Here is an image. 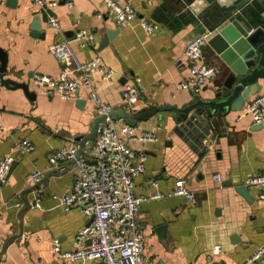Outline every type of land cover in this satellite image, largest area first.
<instances>
[{
  "label": "crops",
  "instance_id": "obj_1",
  "mask_svg": "<svg viewBox=\"0 0 264 264\" xmlns=\"http://www.w3.org/2000/svg\"><path fill=\"white\" fill-rule=\"evenodd\" d=\"M120 1L132 4L138 12L137 18L123 26L106 14L104 0H58L54 11L64 36L49 25L33 0H0V47L8 56L5 77L29 84L26 91L0 78V160L14 150L19 139L28 137L35 144L33 151L17 156L6 182L0 184V202H5L0 210V264H103L95 258L67 260L54 249L55 240L62 250L72 249L76 234L91 218L76 207L66 209L55 197L72 190L76 161L50 166L49 153L72 138L90 136L100 118L87 87L81 88L77 98L65 99L57 93L47 94L33 78L38 73L60 76L63 62L51 45L65 39L79 59L100 54L113 70L111 79L96 73L93 81L114 109L123 107L133 113L144 107L158 108L140 120L136 129L139 133L154 131L159 140L129 142L135 151L147 154L146 170L136 177L134 186L137 194L148 197L137 218L145 233L147 263L238 264L264 243L261 188L249 186L252 201L237 191V186L246 185L247 177L264 173V124H255L242 110L217 115L215 128L204 139L205 148L197 152L194 139L166 109L182 107L196 94L179 86L192 63L185 53L189 41L204 31H211L212 37L234 19L252 29L264 28V0H214L200 12L193 6L197 0ZM99 12H104L103 17ZM37 15L43 36L33 33ZM141 19L157 22L160 28L150 32L142 27ZM79 29L95 34L86 47L75 39ZM108 30L116 33L102 44ZM203 55L206 63L221 68L200 93L211 97L212 88L230 70L209 41ZM137 77L141 78L140 101L130 108L122 92ZM259 82L260 90L252 97L264 93V77ZM115 121L119 129L127 123L121 118ZM35 170L44 172L37 182L31 180ZM216 172L222 182L214 178ZM178 179L193 191L194 199L169 194ZM156 191L164 196L151 198ZM218 244L221 252L214 254ZM252 264H264V259Z\"/></svg>",
  "mask_w": 264,
  "mask_h": 264
},
{
  "label": "built area",
  "instance_id": "obj_2",
  "mask_svg": "<svg viewBox=\"0 0 264 264\" xmlns=\"http://www.w3.org/2000/svg\"><path fill=\"white\" fill-rule=\"evenodd\" d=\"M33 1L46 14L49 25L65 36L60 19L54 11L58 0ZM104 4L106 14L114 16L122 26L138 17L137 10L128 2L104 0ZM103 14L104 12H99L98 16L103 17ZM140 23L150 32H156L160 28L157 22L141 19ZM211 35V31H204L187 44L185 53L192 63L188 76L179 83L180 88L199 94L210 78L221 72L220 66L204 61L203 48ZM75 39L81 47H86L95 39V34L88 29H79ZM65 40L51 45L54 54L63 62L60 76L52 78L38 73L33 77L35 82L43 86L47 94L57 93L65 99L77 98L81 88L87 87L97 113L105 116V119L94 140L72 138L67 145L49 153L50 166L60 163L63 165L68 160L76 161V179L72 190L55 197L66 209L76 207L91 218L76 234L72 249L62 250L57 240L54 249L64 259L72 261L95 258L103 264H148L144 257L145 233L137 219L141 204L148 197L137 194L134 190L136 177L146 170L147 154L144 151H135L129 142L131 139L157 141L159 137L154 131L139 133L136 126L128 123L121 129L118 128L115 119L110 115L114 106L102 98L93 81L96 73L104 79H111L113 70L104 63L100 54L87 60L79 59L70 45V40ZM75 73L78 76L72 77ZM140 82L141 78L137 77L123 89V102L130 108H135L140 101ZM242 112L250 115L255 124H264V93L250 98ZM2 115L3 108L0 106V119ZM34 149V142L28 137L16 141L14 150L0 160V184L6 182L17 156ZM43 174L42 170H35L31 174V180L37 182L42 179ZM213 176L222 182L220 173L216 172ZM154 184L158 185V182L155 181ZM245 184L261 188L259 197L264 199V173L247 177ZM169 194L185 195L194 199L193 191L183 179L176 181L175 188ZM163 196L160 191L150 195L151 198ZM4 206L5 202H0V210ZM220 252L221 245L218 244L213 253ZM263 259L264 243L238 264H252Z\"/></svg>",
  "mask_w": 264,
  "mask_h": 264
},
{
  "label": "water",
  "instance_id": "obj_3",
  "mask_svg": "<svg viewBox=\"0 0 264 264\" xmlns=\"http://www.w3.org/2000/svg\"><path fill=\"white\" fill-rule=\"evenodd\" d=\"M213 1L197 0L193 6L195 10L200 12ZM218 1L220 2V0ZM32 29L35 35H44L40 15H37L33 21ZM115 33L116 30H108L104 35L102 44L108 43ZM209 44L229 68V74L218 86L212 88L213 95L211 97H203L199 93L195 94L194 99L182 107L166 108L178 119V127L187 136L194 139L197 152L205 148L204 139L215 128L214 118L217 115L225 116L232 110H242L246 101L260 90L259 79L264 77V28L262 26L252 29L246 23L234 19L215 33L210 38ZM0 51H2L0 52L1 82L6 85L12 84L16 87H23L28 91L29 84L27 82H18L5 77L8 56L2 47H0ZM155 111H158L156 106L144 107L133 113L121 107L113 109L110 115L115 120L121 118L128 124L136 126L140 120L147 119ZM96 114L98 115V113ZM104 119L105 116H100L90 136H79L78 139L94 140ZM258 125L262 126L263 124ZM237 191L247 200L252 201L248 185L237 186Z\"/></svg>",
  "mask_w": 264,
  "mask_h": 264
},
{
  "label": "trees",
  "instance_id": "obj_4",
  "mask_svg": "<svg viewBox=\"0 0 264 264\" xmlns=\"http://www.w3.org/2000/svg\"><path fill=\"white\" fill-rule=\"evenodd\" d=\"M257 24H261V23L258 22Z\"/></svg>",
  "mask_w": 264,
  "mask_h": 264
}]
</instances>
